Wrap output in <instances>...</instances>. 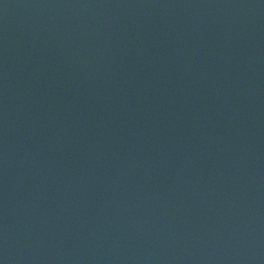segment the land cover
I'll return each mask as SVG.
<instances>
[{"label": "water", "instance_id": "95a60500", "mask_svg": "<svg viewBox=\"0 0 264 264\" xmlns=\"http://www.w3.org/2000/svg\"><path fill=\"white\" fill-rule=\"evenodd\" d=\"M0 264H264V0H0Z\"/></svg>", "mask_w": 264, "mask_h": 264}]
</instances>
